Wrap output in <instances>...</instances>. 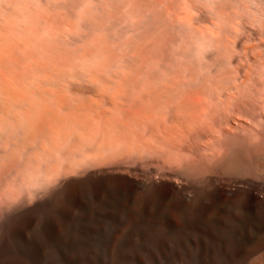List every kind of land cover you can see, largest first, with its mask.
I'll use <instances>...</instances> for the list:
<instances>
[{
	"label": "bare ground",
	"instance_id": "6f19581e",
	"mask_svg": "<svg viewBox=\"0 0 264 264\" xmlns=\"http://www.w3.org/2000/svg\"><path fill=\"white\" fill-rule=\"evenodd\" d=\"M40 218L264 264V0H0V242Z\"/></svg>",
	"mask_w": 264,
	"mask_h": 264
},
{
	"label": "rangeland",
	"instance_id": "374dc122",
	"mask_svg": "<svg viewBox=\"0 0 264 264\" xmlns=\"http://www.w3.org/2000/svg\"><path fill=\"white\" fill-rule=\"evenodd\" d=\"M20 226H17L16 227L17 229L2 235L1 242H0L1 243L0 244V246H1L0 247V264H8V262L9 263L11 262L10 264H26V263L27 264H73V263L74 264H118V263L119 264L120 263L121 264H124V263L125 264H127V263H129V264H149V262H148V261H150L149 259H151V262H153V263L150 262V264H165V263L166 264H182V263L183 264H186V263L187 264H194V263H196L197 260L199 261L201 259L200 257H202L200 255L201 250L200 251H198V250L194 251L193 249H191L192 247H187V248L182 250V248H179L176 245H174V246L172 245L170 247V248L173 247L172 251H171V249L167 250V256L166 257H168V258H166V257L163 258V255H162L161 251L159 250V248H161V247H159L156 244V241L153 238L147 237V236L142 237L143 239L137 238L139 240V242H141V244L139 243V245H137L135 247V249H136L135 251H137V249H138V253L140 252L139 254H136V252H134V247L127 244V243L131 242L130 238L129 239L123 238L120 234V231H118L120 229L116 230V229H109V228L108 229L107 228L102 229L99 231H93L96 234H99L98 236L94 235V233L92 234V232H89V231L83 232V234H79L77 229H75V228L69 229L68 234L66 235V237L68 236L67 240H69V241L68 242L66 241L67 244L65 243L64 246L61 247V249H59L60 247L57 248L58 246L55 243L53 235H51L48 231V225H47L45 218H40V219L36 220L35 222H33L32 224H28L27 222H23V223H21ZM22 228H23V230H22ZM18 229H20V230L17 231ZM109 230H111V231H109ZM115 230L118 231V234ZM101 231L102 232L105 231V232H103V235H100ZM16 232L18 234L20 233L19 236L21 235L22 238L21 237L18 238L17 237L18 234H16L17 236H15L14 233H16ZM73 232L75 233L74 235H73ZM87 232L91 233L90 236ZM97 232H99V233H97ZM33 233H34V236H33ZM85 233L89 237L86 235L84 236ZM113 233H115V234H113ZM26 234H27V237H26ZM78 234H79V236H78ZM37 235H39V236H37ZM105 235H106V238L104 237ZM110 235H111V237H110ZM50 236H52L53 240ZM95 236L98 237V239L97 238L95 239ZM16 237L18 238V240H20V239L21 240L18 241L16 239ZM92 237H94V238H92ZM115 237L118 238L119 241L121 242V243L120 242L118 243L120 246H117L118 244L116 245V240H115L116 238ZM112 238H114V239H112ZM28 239H29V241H28ZM76 239H77V241H76ZM45 240H47V241H45ZM94 240H96V241H94ZM141 240L145 241V243ZM103 241L106 244V246L104 245ZM149 241H152V242H149ZM27 242H28V245H26ZM91 243H92V245H91ZM125 243L127 246L125 245ZM142 243L144 246H141ZM24 244H25V246H24ZM38 244H40V246ZM21 245H22V248H21ZM30 245H33L32 247H30L31 249H29ZM36 245H38L37 249L39 251L36 249ZM93 245H95V246H93ZM82 246H84V247H82ZM153 246H155V247H153ZM79 248L82 251H80ZM90 248L92 249V251H90L91 250ZM156 248H158L159 252ZM27 249L30 250V252ZM110 249H112V250H110ZM141 249H143V250H141ZM180 249L183 251V253ZM25 250H27L26 253H24ZM32 250L37 251V252H33V254L35 253L34 256L36 255L39 257L30 258L33 261H29L30 260L29 256L30 255L33 256L32 252H31ZM77 250H79L80 252H78ZM188 250H189V252H188ZM191 250H192V252H190ZM71 251L74 253H72ZM142 251H144V252L141 255ZM38 252H40V254ZM66 252L67 253L69 252V253L66 254ZM156 252H158V255ZM172 252L173 253L175 252V254L174 255L171 254ZM27 253L28 254L30 253V255H27ZM79 253H81V254H79ZM123 253H125V254H123ZM146 253L148 254V256L145 255ZM21 254H25V257H24V255L22 256ZM69 254H73V255H71V258H70ZM87 254L89 255V257ZM121 254H123V255H121ZM178 254H180V255H178ZM68 255H69V258L66 259ZM129 255H130V257L131 256L134 257V258H130V259H133V262L130 259H126V258H129ZM137 255H139V256H137ZM170 255H171V257H170ZM41 256H42V258H41ZM78 256H80V259ZM121 256L124 259H122ZM158 257H160V258H158ZM19 258L21 261L19 260ZM38 258H40V259L38 260ZM142 258L144 261L142 260ZM154 258H157V259L155 260ZM13 260H14V262H13ZM34 260H35V262H34ZM129 261H131L132 263H130Z\"/></svg>",
	"mask_w": 264,
	"mask_h": 264
}]
</instances>
